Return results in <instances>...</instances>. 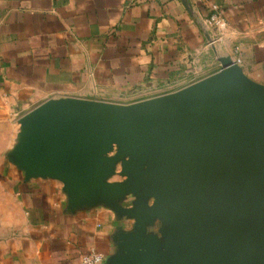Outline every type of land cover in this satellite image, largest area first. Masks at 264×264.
Masks as SVG:
<instances>
[{
    "label": "crops",
    "instance_id": "0c3cea01",
    "mask_svg": "<svg viewBox=\"0 0 264 264\" xmlns=\"http://www.w3.org/2000/svg\"><path fill=\"white\" fill-rule=\"evenodd\" d=\"M215 7L224 27L209 22ZM222 55L264 84V0H0V182L22 213L0 234V264H80L92 251L102 264H157L150 252L170 254L165 216L147 215L148 185L129 188L127 156L104 162L119 175L94 187L91 156L85 178L54 173L27 158L25 133L59 102L181 90L217 73Z\"/></svg>",
    "mask_w": 264,
    "mask_h": 264
},
{
    "label": "water",
    "instance_id": "95a60500",
    "mask_svg": "<svg viewBox=\"0 0 264 264\" xmlns=\"http://www.w3.org/2000/svg\"><path fill=\"white\" fill-rule=\"evenodd\" d=\"M218 60L217 73L172 93L42 109L25 133L27 158L85 178L91 156L90 184L105 189L107 165L127 156L129 188L148 185L147 215L166 218L170 254L150 252L157 264H264V84L230 55Z\"/></svg>",
    "mask_w": 264,
    "mask_h": 264
},
{
    "label": "rangeland",
    "instance_id": "374dc122",
    "mask_svg": "<svg viewBox=\"0 0 264 264\" xmlns=\"http://www.w3.org/2000/svg\"><path fill=\"white\" fill-rule=\"evenodd\" d=\"M4 155L5 153L0 150V164L4 159ZM111 171L108 172L106 170L103 179H112L115 175H119V172L115 171L111 174L113 176H110ZM1 172L2 170L0 166V174ZM5 190L6 188H4L0 182V234L13 229V227H16V225L22 220V213L20 212L19 203L16 197L9 195Z\"/></svg>",
    "mask_w": 264,
    "mask_h": 264
},
{
    "label": "built area",
    "instance_id": "2783aa9c",
    "mask_svg": "<svg viewBox=\"0 0 264 264\" xmlns=\"http://www.w3.org/2000/svg\"><path fill=\"white\" fill-rule=\"evenodd\" d=\"M217 7H215L214 13L211 15L209 22L211 24H217L219 27L225 26V21L221 18L219 12L217 11ZM103 256L102 254L92 251L91 253L84 255L80 264H102Z\"/></svg>",
    "mask_w": 264,
    "mask_h": 264
}]
</instances>
